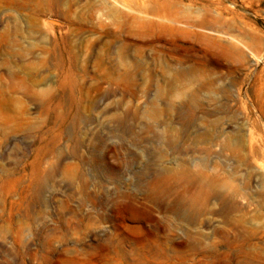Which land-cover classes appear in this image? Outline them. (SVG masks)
<instances>
[{"label":"rangeland","instance_id":"obj_1","mask_svg":"<svg viewBox=\"0 0 264 264\" xmlns=\"http://www.w3.org/2000/svg\"><path fill=\"white\" fill-rule=\"evenodd\" d=\"M264 264V0H0V264Z\"/></svg>","mask_w":264,"mask_h":264},{"label":"bare ground","instance_id":"obj_2","mask_svg":"<svg viewBox=\"0 0 264 264\" xmlns=\"http://www.w3.org/2000/svg\"><path fill=\"white\" fill-rule=\"evenodd\" d=\"M61 264H92L91 262L89 261H84V260H66V259H63L61 261Z\"/></svg>","mask_w":264,"mask_h":264}]
</instances>
